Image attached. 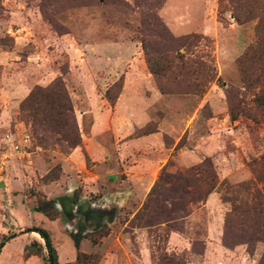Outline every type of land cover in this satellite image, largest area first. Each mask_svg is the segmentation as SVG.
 Returning <instances> with one entry per match:
<instances>
[{
    "label": "rangeland",
    "instance_id": "374dc122",
    "mask_svg": "<svg viewBox=\"0 0 264 264\" xmlns=\"http://www.w3.org/2000/svg\"><path fill=\"white\" fill-rule=\"evenodd\" d=\"M230 10L221 13L219 0L164 1L168 34L199 37L176 55L201 64L198 78L189 67L178 76L180 94L164 95L134 1L0 0V264H50L37 229L59 264H264L263 235L226 236L232 203L224 197L256 180L251 164L264 157V16L240 25ZM57 79L82 137L75 149L22 110ZM103 112L114 125L143 127L130 137V127L104 132ZM206 160L220 185L205 200L190 202L170 184L151 196L163 172ZM68 196L69 214L60 203ZM46 200L52 217L34 211Z\"/></svg>",
    "mask_w": 264,
    "mask_h": 264
},
{
    "label": "trees",
    "instance_id": "16d2710c",
    "mask_svg": "<svg viewBox=\"0 0 264 264\" xmlns=\"http://www.w3.org/2000/svg\"><path fill=\"white\" fill-rule=\"evenodd\" d=\"M99 1L125 3V0ZM132 1L135 2L136 6L143 9L139 32L142 35L141 41L148 66L159 90L164 95L180 94L182 91L174 89L177 86L176 84L180 85L176 81L178 76H182L184 79L189 67L194 68L191 74L198 78L201 64L196 61L193 63L186 62L185 58L177 56L176 52L181 48H186L191 41L194 43L199 37L193 35L184 38H173L168 34L167 27L158 14V9L165 0ZM227 7L231 9L233 18L240 25L257 19L260 20L264 16L262 11L264 0H219L221 13L225 12ZM153 40L160 41V43ZM192 88L198 89L200 86L195 84ZM107 100L110 104H114V100L108 95ZM22 110L26 112L27 117L35 125L44 128L48 134L57 136L60 142L68 144L70 148L75 149L82 145V137L74 115L71 98L61 79H57L46 88H38L33 91L29 98L23 102ZM251 166L256 180L230 187L233 200L224 197L225 201L230 200L232 203V210L227 217V237L230 233L240 236L241 233L244 235L248 232L253 235L264 236V157L259 162L254 161ZM168 184H170L167 188L169 192L189 196L190 202H199L205 200L210 193L217 189L220 182L212 162L206 160L184 173L167 175L163 172L159 182L154 186L151 196ZM53 204L54 201L52 200L38 202L34 211L52 217L51 213L47 211V206ZM37 233L45 241L50 255V264H59L48 233L43 229H37ZM73 239L78 248L81 237L75 234ZM226 240L225 242H227ZM226 244L230 245L229 243Z\"/></svg>",
    "mask_w": 264,
    "mask_h": 264
},
{
    "label": "crops",
    "instance_id": "0c3cea01",
    "mask_svg": "<svg viewBox=\"0 0 264 264\" xmlns=\"http://www.w3.org/2000/svg\"><path fill=\"white\" fill-rule=\"evenodd\" d=\"M128 98H129V97H128ZM121 102H122V98L119 100V102H118L116 108H118V107L120 106ZM103 113H105L104 123H103V124H104V128H103V130H102V131H104V132H111L112 129H115L114 132H117V130L119 129V127H122V129L125 127L126 130L130 127L131 130L127 132V136L130 137L133 131H136V129H140V128L143 127L142 124L138 123V124L131 125V126H129V127L127 128L126 124H124L125 126L120 124V123H121V118L118 119L117 121H115L117 124L114 125V124H113V121H112V114H111V112H108V113L103 112ZM127 116H128L127 114H126L125 116H121L123 122H125V121L127 120ZM94 121H95V123L98 121V116H95ZM118 121H119V122H118ZM105 130H106V131H105ZM102 131H100V132L98 133V136H97V135L95 136L94 133L91 134V139H92L91 141H92V143H96V144H97V142L99 141V136H100V134H101ZM83 140L86 141L87 138H85V137L83 136ZM130 140H131V139H130ZM131 141H133V143L135 142V144H137V143L141 144V139H138V140L135 139V140H131ZM136 142H137V143H136ZM126 143H128V142H126ZM131 143H132V142H131ZM17 185H18V184L14 185V186H11V189L14 190V187L17 188ZM74 190H75V189H71V191H72L73 194H74ZM7 199H8V198H7ZM20 204H21L22 207L24 206L22 201H20Z\"/></svg>",
    "mask_w": 264,
    "mask_h": 264
},
{
    "label": "water",
    "instance_id": "95a60500",
    "mask_svg": "<svg viewBox=\"0 0 264 264\" xmlns=\"http://www.w3.org/2000/svg\"><path fill=\"white\" fill-rule=\"evenodd\" d=\"M60 203L63 206L65 213L69 214V213L73 212L72 203L70 201L69 196L65 199H61Z\"/></svg>",
    "mask_w": 264,
    "mask_h": 264
},
{
    "label": "built area",
    "instance_id": "2783aa9c",
    "mask_svg": "<svg viewBox=\"0 0 264 264\" xmlns=\"http://www.w3.org/2000/svg\"><path fill=\"white\" fill-rule=\"evenodd\" d=\"M4 168H5V164L4 163H0V173H2L4 171Z\"/></svg>",
    "mask_w": 264,
    "mask_h": 264
}]
</instances>
